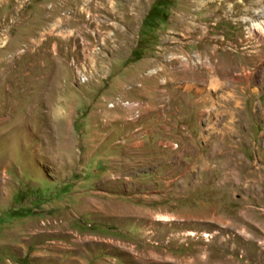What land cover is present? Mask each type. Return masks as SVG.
<instances>
[{
	"label": "rangeland",
	"instance_id": "1",
	"mask_svg": "<svg viewBox=\"0 0 264 264\" xmlns=\"http://www.w3.org/2000/svg\"><path fill=\"white\" fill-rule=\"evenodd\" d=\"M138 1L0 0V264H264V1Z\"/></svg>",
	"mask_w": 264,
	"mask_h": 264
},
{
	"label": "bare ground",
	"instance_id": "2",
	"mask_svg": "<svg viewBox=\"0 0 264 264\" xmlns=\"http://www.w3.org/2000/svg\"><path fill=\"white\" fill-rule=\"evenodd\" d=\"M235 1L236 0H220V3L218 4L219 6L216 8V10H214L215 13H217L218 11L224 10L225 7L228 6L229 2H234V5L231 7V11H230V14L231 15H229V17L230 16L231 17L232 16L233 17L235 16V14L237 12V11H235L236 8L241 9L242 12H244L245 14H248L249 15L252 12V7H254V6H260L264 0H237L236 2ZM137 2H139V1L137 0ZM204 2H205V0H185V5L188 8V10H190V8L192 6L198 5L200 3H203L204 4ZM209 3L210 2H207V3L205 2V4L203 6H202V4L200 5V6H202V8H201L202 11L203 10H207L206 8H207V5ZM185 14L186 15H183L181 17L179 16L180 17V21H181V24L180 25L183 27L184 31L186 33H188V35H190L191 38H196L197 36L200 37V38H198V37L196 38L199 41L198 44H201L203 42L205 43L206 41H210V43H211V41H213V40L209 37V35H210V33H212L213 30L210 29L209 27H207L205 29L202 28L201 21L199 20L200 19L199 15L197 16V19L199 20V24L198 25H195L192 21H190V19L192 17L193 18L195 17V16H193L192 12L189 11V12H186ZM258 28H260V27H254L253 29H254V31L261 30V28L260 29H258ZM208 44L209 43H207V45ZM217 49L218 48H216L215 51H217Z\"/></svg>",
	"mask_w": 264,
	"mask_h": 264
},
{
	"label": "built area",
	"instance_id": "3",
	"mask_svg": "<svg viewBox=\"0 0 264 264\" xmlns=\"http://www.w3.org/2000/svg\"><path fill=\"white\" fill-rule=\"evenodd\" d=\"M134 107H135V108H137L138 106H137V105H135ZM134 107H133V108H134Z\"/></svg>",
	"mask_w": 264,
	"mask_h": 264
},
{
	"label": "trees",
	"instance_id": "4",
	"mask_svg": "<svg viewBox=\"0 0 264 264\" xmlns=\"http://www.w3.org/2000/svg\"><path fill=\"white\" fill-rule=\"evenodd\" d=\"M153 10V9H152Z\"/></svg>",
	"mask_w": 264,
	"mask_h": 264
}]
</instances>
